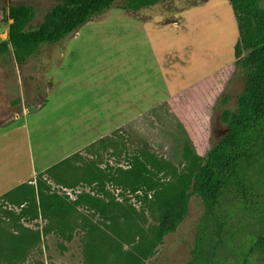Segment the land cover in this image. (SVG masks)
<instances>
[{"label":"rangeland","instance_id":"1","mask_svg":"<svg viewBox=\"0 0 264 264\" xmlns=\"http://www.w3.org/2000/svg\"><path fill=\"white\" fill-rule=\"evenodd\" d=\"M60 1L0 0V42L12 5L34 6L36 28ZM239 39L230 0H162L139 11L118 0L23 64L1 57L0 264H125L128 252L138 264L242 262L264 232L261 197L229 194L208 212L191 189L184 219L158 240L155 191L120 183L138 184L127 175L139 157L158 189L191 167L180 142L206 156L226 136L222 110L246 87ZM33 187L36 207L20 191ZM38 190L64 213L44 215ZM86 194L106 205L103 215L76 204ZM251 258L264 264V252Z\"/></svg>","mask_w":264,"mask_h":264},{"label":"trees","instance_id":"2","mask_svg":"<svg viewBox=\"0 0 264 264\" xmlns=\"http://www.w3.org/2000/svg\"><path fill=\"white\" fill-rule=\"evenodd\" d=\"M117 1L61 0L46 13L36 28L30 27L37 13L34 6L26 3L12 5L9 17L13 23L10 25L9 39L0 42V58L13 53L16 62L23 64L39 54L44 46L61 42L96 16L113 8ZM122 1L125 9L140 10L162 0ZM230 3L240 31L235 49L236 63L245 71L246 87L234 109L222 110V121L228 127L226 136L206 156L199 155L188 139L183 144L180 142L183 152L192 157L191 167L188 173L176 176L174 181L163 183L158 189L148 178L150 165L139 157L127 175L138 184L120 182L133 192L141 188L146 193L155 191V204L160 212L156 229L158 240L174 232L184 219L191 189L203 199L208 212L217 204L219 206L229 194L242 199L257 195L261 197L257 205L262 207L264 204V0H230ZM227 99V96H223V103ZM20 191L31 205L35 204L30 199L37 193L35 187L29 190L20 188ZM10 194H5V198ZM39 196L42 199L40 210L44 215L61 216L66 210L62 202L45 199L41 192ZM76 204L90 207L101 215L106 212V205L89 194L81 195ZM247 247L244 259L236 264H249L253 255L264 252V232L252 237ZM149 250L144 249L145 253ZM126 259L125 264L140 262L133 252H128ZM218 264L224 263L218 261Z\"/></svg>","mask_w":264,"mask_h":264},{"label":"crops","instance_id":"3","mask_svg":"<svg viewBox=\"0 0 264 264\" xmlns=\"http://www.w3.org/2000/svg\"><path fill=\"white\" fill-rule=\"evenodd\" d=\"M146 8V7H145ZM143 9V8H142ZM141 10V9H140ZM136 11H139V10H136ZM151 94H153V91L151 92ZM146 98H147V100H151L152 102H154V99H152V95L151 96H146ZM168 102V101H167ZM42 107V106H41ZM174 106H172V108H171V110L172 109H174L173 108ZM138 116H141V115H137V116H130V117H126L125 119H124V121L127 119V118H136V117H138ZM123 121V119H120V121L118 122L119 123V126L120 125H122V122H124ZM180 127V129L182 130V131H184V133L186 134V132L188 133V131H187V127L185 126V125H182L181 124V126H179ZM114 128V127H113ZM110 129H112V128H109V130ZM109 130H107V132L109 131ZM188 135H189V133H188ZM191 138V137H190ZM191 140V139H190ZM190 142H192V140L190 141ZM193 143V142H192ZM68 158V157H67Z\"/></svg>","mask_w":264,"mask_h":264}]
</instances>
